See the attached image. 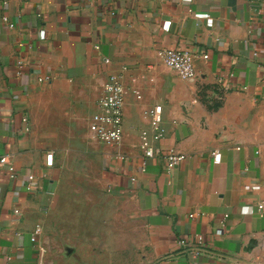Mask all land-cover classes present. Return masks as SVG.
<instances>
[{"label":"crops","instance_id":"1","mask_svg":"<svg viewBox=\"0 0 264 264\" xmlns=\"http://www.w3.org/2000/svg\"><path fill=\"white\" fill-rule=\"evenodd\" d=\"M169 46L195 51L194 79L161 62L157 50ZM109 72L127 88L117 144L89 128ZM155 103L167 132L144 162L141 130L152 132ZM171 148L185 157L168 172ZM7 152L19 175L0 168V264H38L44 231L70 193L72 161L94 163L103 186L130 196L144 229L140 264H264V1L0 0V155ZM249 181L262 186L246 189ZM199 233L205 249L193 256L179 238Z\"/></svg>","mask_w":264,"mask_h":264},{"label":"rangeland","instance_id":"2","mask_svg":"<svg viewBox=\"0 0 264 264\" xmlns=\"http://www.w3.org/2000/svg\"><path fill=\"white\" fill-rule=\"evenodd\" d=\"M64 173L70 193L44 231L45 264H140L144 229L130 196L103 186L94 163L72 161Z\"/></svg>","mask_w":264,"mask_h":264},{"label":"built area","instance_id":"3","mask_svg":"<svg viewBox=\"0 0 264 264\" xmlns=\"http://www.w3.org/2000/svg\"><path fill=\"white\" fill-rule=\"evenodd\" d=\"M6 2L7 0H3ZM264 1V0H263ZM6 18V16H4ZM208 23H212L211 16H208ZM157 53L161 59V62L165 65L174 68L177 73L185 79H194L197 76V68L195 64L196 53L190 47H161L157 50ZM254 53H257L254 51ZM204 57L208 56V53H203ZM108 57L105 61H109ZM19 65H22V59L18 61ZM49 75H39L38 79H48ZM126 86L122 79V74L119 72H109L103 82L102 92L97 99L98 110L92 114V118L89 122V128L94 137L117 144L120 142L123 136V123H124V102ZM152 124V132L144 128L141 130V141L140 148L143 151V155L146 159L155 154L154 140H158L165 136L167 132L166 125L163 121V105L161 103H155L149 110ZM25 122V129L30 128V120L27 113L22 117ZM118 154L126 157L125 154L119 152ZM214 159L219 160L221 152L218 149L213 150ZM185 157V152L171 148L166 154V170L168 172L182 161ZM53 163V150L46 151V164L50 165ZM0 168L7 170L11 177H17L19 171L15 166L14 155L10 152L3 153L0 155ZM36 175L33 172H28L25 175V186L27 189L32 190L35 188ZM262 184L259 181H249L244 184L246 189L257 190L261 188ZM257 209L260 213L264 211V199L257 201ZM15 213L21 214L19 207H16ZM193 213H191L192 215ZM228 213L221 219V224L216 227V233H223V222ZM42 231V225L37 223L32 232V239H37V236ZM179 243L183 246H187L188 250L193 256H196L204 248V236L199 233L196 236L194 242H189L185 237L179 238ZM39 255L40 259L38 264H45L43 255L45 252V246L39 244ZM193 264V263H190ZM231 264H260L257 259H236L232 260Z\"/></svg>","mask_w":264,"mask_h":264}]
</instances>
